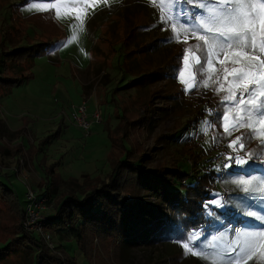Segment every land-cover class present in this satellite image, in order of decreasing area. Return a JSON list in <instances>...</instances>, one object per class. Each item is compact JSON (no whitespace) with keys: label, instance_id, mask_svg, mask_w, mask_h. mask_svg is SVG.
Instances as JSON below:
<instances>
[{"label":"rangeland","instance_id":"1","mask_svg":"<svg viewBox=\"0 0 264 264\" xmlns=\"http://www.w3.org/2000/svg\"><path fill=\"white\" fill-rule=\"evenodd\" d=\"M196 2L176 5L175 15L183 13L184 27L194 23L189 17L196 15ZM171 10L170 0H0V17L6 22L9 15H39L38 24L26 25L28 38L57 41L49 53L33 57L27 80L0 88V176L11 185L20 205L26 188L40 194L49 179L45 212L53 214L65 194L80 195L105 179L121 154L113 139L120 134L121 117L132 124L125 125L124 135L132 152L129 156H141L139 163L145 169L188 162L196 171L192 174H201L220 153L225 158V153L232 155L233 161L239 156L251 165L264 163L263 144L259 143L264 137L262 123L253 120V127H239L245 116L240 107L246 110V106L234 103L241 90L257 87V99L264 104L251 76L234 83V77L248 70L250 63L255 79L264 81L260 67L264 53H257L251 61L248 56L237 59L234 52L219 59L213 53L209 67V48L196 35L174 29ZM198 34L211 36L202 30ZM73 35L75 40H71ZM82 102L87 130L71 115ZM94 108L101 112L99 122L91 120ZM226 111L230 134L222 119ZM242 122L249 123L247 119ZM238 180H251L254 183L248 187L254 188L256 181L264 179L222 172L215 178L214 192L235 198L240 194L238 210L244 218L240 232L264 231V201L258 193H246ZM138 195L152 208L157 204L148 190ZM131 198L123 192L119 200L125 203ZM13 202L0 196V247L20 234L22 213ZM45 233L48 242H43L49 254L61 264H219L234 232L215 231L202 241L204 247L199 251L189 244L191 235L184 238L187 242L143 235V243L137 240L121 247L115 237L87 232L76 248L68 232L45 228ZM12 244L7 251L0 250V264H35L34 249L15 246L19 245L16 241ZM223 264L229 261L224 258ZM243 264H264V248L258 247Z\"/></svg>","mask_w":264,"mask_h":264},{"label":"trees","instance_id":"2","mask_svg":"<svg viewBox=\"0 0 264 264\" xmlns=\"http://www.w3.org/2000/svg\"><path fill=\"white\" fill-rule=\"evenodd\" d=\"M47 19L51 24L52 20L48 15ZM16 20L13 19L10 24H5L0 29V88L16 86L27 80L33 57L49 53L57 42L56 40L35 42L28 38L26 25L38 24V14L32 18L22 17L18 19L19 21ZM123 120L121 117L118 127L120 134L113 137L114 144L116 148H120L121 154L111 163L105 179L95 183L80 195L75 192L65 194L54 206L53 214L47 215L44 226L46 229L68 232L76 248L83 242L87 232H93L97 236L115 237L119 239L121 247L137 240L138 243H143L141 239L143 235H149L152 240L162 238L178 242H183L185 237L191 235L193 241L189 244L198 251L199 247H204L202 241L205 242L215 231L219 233L228 231L231 234L242 230L244 218L238 210L240 194L236 195L237 198L225 194L227 196L225 198L223 193L214 192L215 178L223 172L264 179V163L251 165L245 160L244 164L238 166L232 155L227 157L228 153H225L224 164L211 162L208 165L209 170L201 174H192L196 171L191 170L188 162H184L182 166L145 169L139 163L141 156L135 158L129 156L132 152L131 148L126 146L124 135L125 125H129L130 122ZM262 128L264 130V123ZM259 143L263 144L264 150V137L259 139ZM188 156L193 159L195 157L192 153ZM46 182L45 190L38 196L49 197L51 180L48 179ZM141 190L153 193L157 200L153 208L141 202L138 195ZM12 192L11 185L0 176V196L10 198L20 206L21 220L23 206L14 199ZM123 192H128L132 201L121 202L119 197ZM137 214L141 217L135 216ZM20 222L19 236L5 242L0 250L7 251L13 245V241H16L19 245L15 246L35 250V264H61L59 258L49 254L43 240L36 234L24 231L20 227Z\"/></svg>","mask_w":264,"mask_h":264},{"label":"snow or ice","instance_id":"3","mask_svg":"<svg viewBox=\"0 0 264 264\" xmlns=\"http://www.w3.org/2000/svg\"><path fill=\"white\" fill-rule=\"evenodd\" d=\"M170 2L172 3V17L175 21L172 25L173 28L179 27L186 34L196 35L198 39L204 41L210 50L207 62L209 67L212 64L213 53L219 59L222 55L227 57L229 52H234L237 59L242 56H248L250 61L257 53H264V0H259V2H253V0H197L193 7L198 10L195 16L190 15L189 18L194 23L189 27H184L185 18L183 13L179 17L175 13L176 5L192 3V0H170ZM201 30L210 33L211 36L199 35L198 32ZM75 39L76 36L73 35L71 40ZM71 40L67 42L71 43ZM187 63V57H185L186 66ZM260 67L264 68V65ZM247 69L239 76L234 77V83H242L245 78L251 76V82L258 85L259 95L264 96V81H257L255 76L252 75L254 65L248 64ZM181 78L183 79V73H181ZM257 95V87L244 88L240 91V98L234 103L237 107L246 106V110L245 107H240V111L245 112V116L241 118L239 127H253V120L257 123H264V104L257 99ZM222 119L224 120L225 131L230 134L231 129L228 127L227 111ZM243 119H247L249 123L245 125L242 122ZM236 127L237 125L234 122L233 128ZM242 147L243 145L241 144ZM245 162L239 156L235 158V163L238 166ZM236 183L244 185L243 190L246 193L251 192L254 195L258 193L262 201H264V180L256 181V187L254 188L248 187V185L254 183L251 180H238ZM249 215H252V213H249ZM261 241H264V231H234L232 241L225 245L221 253L219 264H223L224 258L229 261V264H243L244 260L251 258L258 247L264 248V244ZM184 247L188 249L189 245L184 244ZM232 253H235V256Z\"/></svg>","mask_w":264,"mask_h":264},{"label":"built area","instance_id":"4","mask_svg":"<svg viewBox=\"0 0 264 264\" xmlns=\"http://www.w3.org/2000/svg\"><path fill=\"white\" fill-rule=\"evenodd\" d=\"M84 106V102L77 105L71 115L82 130H87L89 122L86 119L87 114ZM90 117L93 122H99L101 119L100 110L94 108ZM215 162L219 165L224 164L225 155L220 153L215 159ZM221 198H223V196H221ZM46 201L45 196H38V194H34L31 189L26 188L23 200V220L21 222L24 231L38 235L45 243L48 242V235L45 233L44 227L48 215L47 212H45V209L47 208L45 206Z\"/></svg>","mask_w":264,"mask_h":264},{"label":"crops","instance_id":"5","mask_svg":"<svg viewBox=\"0 0 264 264\" xmlns=\"http://www.w3.org/2000/svg\"><path fill=\"white\" fill-rule=\"evenodd\" d=\"M3 18H5V17H0V24L2 23H4V25L5 24H10L12 21H13V19H17V18H19V17H16V16H12V15H9V21L8 22H6Z\"/></svg>","mask_w":264,"mask_h":264}]
</instances>
